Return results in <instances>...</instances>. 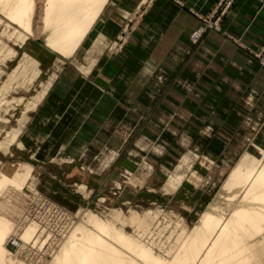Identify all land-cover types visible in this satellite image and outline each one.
Returning a JSON list of instances; mask_svg holds the SVG:
<instances>
[{"label": "rangeland", "instance_id": "1", "mask_svg": "<svg viewBox=\"0 0 264 264\" xmlns=\"http://www.w3.org/2000/svg\"><path fill=\"white\" fill-rule=\"evenodd\" d=\"M16 1L0 0V168L30 167L28 179L21 173L17 184L0 190V215L14 226L9 237L17 243L7 247L14 263L51 264L74 233L80 238L97 221L114 223L161 254L178 236L189 238L203 212L230 221L234 203L251 206L240 202L242 184H232L231 173L264 160V86L258 81L264 65L249 47L243 61L222 42L203 45L208 32H220L228 12L220 30L208 28L191 40L201 17L212 16L221 0L208 15L192 11L201 23L189 34V49L169 51L133 100L121 94L123 84H114L116 58L155 0H139L134 9L125 0H108L119 30L106 28L107 1L69 52L45 41V0H32L28 28L8 18ZM160 30L151 29L145 49ZM215 45L222 52H213ZM100 97L109 110L102 122L87 116L98 115ZM27 225L35 226L33 241L19 239ZM245 238L256 235L248 231ZM253 247L251 263H263L264 241Z\"/></svg>", "mask_w": 264, "mask_h": 264}, {"label": "bare ground", "instance_id": "2", "mask_svg": "<svg viewBox=\"0 0 264 264\" xmlns=\"http://www.w3.org/2000/svg\"><path fill=\"white\" fill-rule=\"evenodd\" d=\"M107 1L45 0L41 21L43 32H46V43L62 52L73 50L90 29ZM32 10V0H17L16 3L10 5L7 15L19 26L28 28L30 25L28 14ZM33 130L34 134H39L36 131L37 128ZM259 147L261 148V146ZM254 163L255 165L251 169L243 168L240 165L231 173V183L242 184L240 202L251 204V206H237V203H234L230 211V221H227L229 218L224 216H218L208 211L203 212L193 234L189 238L179 236L175 238V241L170 244L174 248L169 252L155 254L148 245L133 242L131 238L119 231L114 223L97 221L93 227L88 228L84 233L81 232L80 238H76V233L73 232V240L59 250L54 261L52 260L50 263L252 264L251 259L255 258L257 254L253 242L264 241V160ZM23 169H27V171L23 172ZM29 169V166H22L18 163L12 164L10 169L7 163H3L0 168V190L9 184H17L21 173H26L22 180L24 182L25 178L28 179L30 176ZM132 219L140 225L144 223L142 219L139 220L136 217ZM122 223L121 225H124V221ZM13 227L11 221L4 215H0V264H22V262L14 263L15 259L12 261L9 257L11 253L7 247L10 243L16 242V238L9 237ZM174 228L177 229L178 224ZM177 230L183 231L180 227ZM248 231L254 232L256 238L246 239ZM34 232L35 226L27 225L19 235V239L28 241L33 238ZM116 246L122 250L119 251ZM14 256L16 255L14 254Z\"/></svg>", "mask_w": 264, "mask_h": 264}, {"label": "crops", "instance_id": "3", "mask_svg": "<svg viewBox=\"0 0 264 264\" xmlns=\"http://www.w3.org/2000/svg\"><path fill=\"white\" fill-rule=\"evenodd\" d=\"M125 1L131 4L129 7L132 8L130 9H134L139 3V0ZM109 2L105 12L108 14V20L105 23L108 25L106 28L112 29L113 33L119 29L112 23L113 16L111 11L113 9L111 10V8L113 6ZM218 2L219 0H155L148 12L142 17L143 21L135 26V32L131 34L123 55L116 58L121 65L118 67L120 71H118V82L114 84L116 86L121 84L125 86L121 94L129 100L140 98V95H142L140 94L141 89L148 84L154 67L157 65L164 66L166 54L169 51L182 53L189 49V34L201 23L200 19L192 11L208 15L216 8ZM120 7L123 11H127L124 6ZM155 26L161 28L159 35L149 48L145 49L142 46L143 40ZM216 40L229 47L230 50L235 52V55L237 53L243 61L250 58V54L244 47H249L251 50H259L264 45V0H235L232 8L221 22L220 32H208L204 37L203 45H209L210 41ZM217 46H212L211 50L213 52H222ZM134 56L137 58L133 59ZM231 73L233 75L235 72L232 70ZM260 73L263 76H260L258 81L264 86V67ZM218 77L216 75L214 83L218 82ZM99 100L97 106H100V108L96 111L98 118L92 114L87 116L102 122L106 114L104 110H106L107 105H105L104 100H101V97ZM107 110L106 112L109 113V110ZM86 142L85 140V146Z\"/></svg>", "mask_w": 264, "mask_h": 264}, {"label": "built area", "instance_id": "4", "mask_svg": "<svg viewBox=\"0 0 264 264\" xmlns=\"http://www.w3.org/2000/svg\"><path fill=\"white\" fill-rule=\"evenodd\" d=\"M234 2L235 0H221L212 16L201 17L203 24L191 34V40L197 41L208 28L220 30L221 17L232 8ZM252 57L264 65V46L257 51H253Z\"/></svg>", "mask_w": 264, "mask_h": 264}]
</instances>
